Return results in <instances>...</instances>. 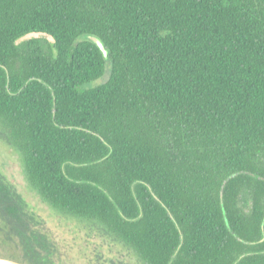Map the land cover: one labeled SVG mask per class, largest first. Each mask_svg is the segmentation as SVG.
Returning a JSON list of instances; mask_svg holds the SVG:
<instances>
[{"label": "trees", "instance_id": "16d2710c", "mask_svg": "<svg viewBox=\"0 0 264 264\" xmlns=\"http://www.w3.org/2000/svg\"><path fill=\"white\" fill-rule=\"evenodd\" d=\"M0 135L142 264H264V0H0ZM40 226L0 173L6 258L54 264Z\"/></svg>", "mask_w": 264, "mask_h": 264}, {"label": "rangeland", "instance_id": "374dc122", "mask_svg": "<svg viewBox=\"0 0 264 264\" xmlns=\"http://www.w3.org/2000/svg\"><path fill=\"white\" fill-rule=\"evenodd\" d=\"M45 37L32 34L23 40ZM52 42V39L47 37ZM104 77L89 85L96 87L109 79ZM0 173L17 189L41 221V230L55 243L54 264H142L136 253L116 237L106 233L92 221L59 212L41 199L30 186L22 155L0 135ZM10 255L0 247V258Z\"/></svg>", "mask_w": 264, "mask_h": 264}, {"label": "water", "instance_id": "95a60500", "mask_svg": "<svg viewBox=\"0 0 264 264\" xmlns=\"http://www.w3.org/2000/svg\"><path fill=\"white\" fill-rule=\"evenodd\" d=\"M87 40L93 42L99 49L100 51L102 52L103 56L105 59L108 58V51L106 50L105 46L103 45V43L97 39L96 37H92V36H87L86 37ZM6 70V72L8 73L7 69L4 68ZM40 83L45 84L44 81L42 80H38ZM239 174H234L232 176H230L224 183V186L227 184L228 181H230L231 179H234L235 177H237ZM150 189V188H149ZM152 195L154 196V198L163 206L165 207V205L155 196V194L152 192V190L150 189ZM221 204L223 206V200H221ZM171 219L174 221L175 225L178 227L176 221L174 220V218L172 217L171 213L169 212V210L167 209ZM264 225L262 226V229H263ZM264 242V239L261 240L260 243ZM0 264H23V263H20V262H17V261H14V260H10V259H5V258H0Z\"/></svg>", "mask_w": 264, "mask_h": 264}]
</instances>
